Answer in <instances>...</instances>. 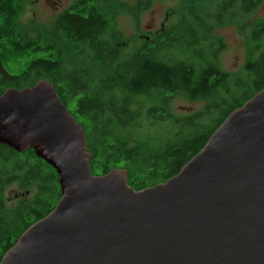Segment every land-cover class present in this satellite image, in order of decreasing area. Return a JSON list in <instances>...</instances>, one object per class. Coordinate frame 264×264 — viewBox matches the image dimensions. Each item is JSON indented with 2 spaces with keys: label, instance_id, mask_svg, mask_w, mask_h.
Wrapping results in <instances>:
<instances>
[{
  "label": "trees",
  "instance_id": "trees-1",
  "mask_svg": "<svg viewBox=\"0 0 264 264\" xmlns=\"http://www.w3.org/2000/svg\"><path fill=\"white\" fill-rule=\"evenodd\" d=\"M118 1L73 0L42 24L20 21L30 0H0V94L50 82L83 128L91 174L123 168L127 184L140 191L176 175L233 110L264 88V20L252 25L246 60L235 71L221 68L226 44L214 34L240 24L262 0H180L178 21L143 36L125 59L115 19L127 5ZM151 2L136 0L135 8ZM176 97L204 103L179 115L171 108ZM11 184L23 193L7 206ZM59 198L51 166L33 150L0 144V261Z\"/></svg>",
  "mask_w": 264,
  "mask_h": 264
},
{
  "label": "water",
  "instance_id": "water-1",
  "mask_svg": "<svg viewBox=\"0 0 264 264\" xmlns=\"http://www.w3.org/2000/svg\"><path fill=\"white\" fill-rule=\"evenodd\" d=\"M0 144L33 150L60 188L0 264H264V88L140 191L123 168L91 174L83 128L46 80L0 94Z\"/></svg>",
  "mask_w": 264,
  "mask_h": 264
},
{
  "label": "rangeland",
  "instance_id": "rangeland-1",
  "mask_svg": "<svg viewBox=\"0 0 264 264\" xmlns=\"http://www.w3.org/2000/svg\"><path fill=\"white\" fill-rule=\"evenodd\" d=\"M120 1L127 5L124 9H119L115 19V28L123 34V41L126 43L121 59H125L138 47L143 36L175 24L181 13L180 0H152L148 9L139 12L135 8L136 0H119L118 2ZM71 4L72 0H30L24 5L20 21L26 22L34 18L37 23L49 24L58 13ZM260 20H264V0L240 24L229 23L215 29L214 34L222 37L226 44L220 57L222 69L235 71L241 68L246 60L251 27ZM237 26L240 27V31ZM203 103V100L188 101L176 97L171 108L174 113L183 115L198 110ZM22 193L23 191L18 190L15 184H11L4 192L6 205H13L15 197ZM33 194L34 192H31L28 196Z\"/></svg>",
  "mask_w": 264,
  "mask_h": 264
},
{
  "label": "flooded vegetation",
  "instance_id": "flooded-vegetation-1",
  "mask_svg": "<svg viewBox=\"0 0 264 264\" xmlns=\"http://www.w3.org/2000/svg\"><path fill=\"white\" fill-rule=\"evenodd\" d=\"M38 1V0H37ZM73 1V0H72Z\"/></svg>",
  "mask_w": 264,
  "mask_h": 264
}]
</instances>
